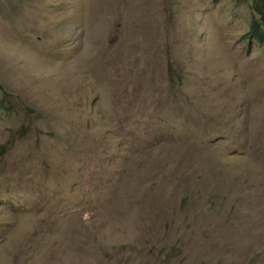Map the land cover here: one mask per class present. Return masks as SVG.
<instances>
[{
	"label": "rangeland",
	"instance_id": "374dc122",
	"mask_svg": "<svg viewBox=\"0 0 264 264\" xmlns=\"http://www.w3.org/2000/svg\"><path fill=\"white\" fill-rule=\"evenodd\" d=\"M252 20L244 0H0V264H264Z\"/></svg>",
	"mask_w": 264,
	"mask_h": 264
},
{
	"label": "trees",
	"instance_id": "16d2710c",
	"mask_svg": "<svg viewBox=\"0 0 264 264\" xmlns=\"http://www.w3.org/2000/svg\"><path fill=\"white\" fill-rule=\"evenodd\" d=\"M250 4L253 20L246 38L264 44V0H244Z\"/></svg>",
	"mask_w": 264,
	"mask_h": 264
},
{
	"label": "bare ground",
	"instance_id": "6f19581e",
	"mask_svg": "<svg viewBox=\"0 0 264 264\" xmlns=\"http://www.w3.org/2000/svg\"><path fill=\"white\" fill-rule=\"evenodd\" d=\"M94 18V17H93Z\"/></svg>",
	"mask_w": 264,
	"mask_h": 264
}]
</instances>
